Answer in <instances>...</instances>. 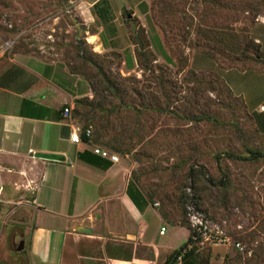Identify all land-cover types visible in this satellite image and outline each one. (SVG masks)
Listing matches in <instances>:
<instances>
[{
	"label": "rangeland",
	"instance_id": "rangeland-1",
	"mask_svg": "<svg viewBox=\"0 0 264 264\" xmlns=\"http://www.w3.org/2000/svg\"><path fill=\"white\" fill-rule=\"evenodd\" d=\"M147 1L141 20L120 13L103 23L78 0H0V48L61 60L87 80L94 90L76 118L101 133L96 143L114 139L127 150L117 153L166 222L187 223L195 201L225 229L228 243L199 244L209 264H245L264 248V156L248 158L249 150L264 153V134L243 101L264 93V65L227 60L219 36L241 47L256 35L264 44V0ZM141 46L147 59L128 69L125 50L136 58ZM162 238L177 248L187 241L181 233Z\"/></svg>",
	"mask_w": 264,
	"mask_h": 264
},
{
	"label": "crops",
	"instance_id": "crops-1",
	"mask_svg": "<svg viewBox=\"0 0 264 264\" xmlns=\"http://www.w3.org/2000/svg\"><path fill=\"white\" fill-rule=\"evenodd\" d=\"M95 3L108 17L101 20L93 11L103 23L115 22L126 9L128 19L139 20L150 10L147 0H78L88 11ZM253 38L264 53L261 39ZM90 93L88 81L63 61L0 48V264H163L178 248L162 237H188L186 227L161 217L120 154L113 162L93 152V138L70 140L73 123L62 118V109L70 105L73 113L75 100ZM243 102L264 133L258 109L264 93ZM83 226L91 232L80 231Z\"/></svg>",
	"mask_w": 264,
	"mask_h": 264
},
{
	"label": "trees",
	"instance_id": "trees-1",
	"mask_svg": "<svg viewBox=\"0 0 264 264\" xmlns=\"http://www.w3.org/2000/svg\"><path fill=\"white\" fill-rule=\"evenodd\" d=\"M93 11L96 13L97 16H99L102 19L108 18V17H106V15L104 13H102V11L105 12V10L104 9L102 10L101 8L99 9L98 5L96 3L93 5ZM123 13L128 14L129 12H125V10H123ZM128 21H129V19H128ZM239 31H242V29ZM213 36L216 37L217 34H213ZM244 37L245 38H243L244 39L243 41L245 44L241 45V47H240L239 44H235L233 42L234 40H232V41L228 40L227 41L222 36H219V40H220V42L222 41L221 44H223L221 46H223V48L225 50H227L226 51L227 52V55H226L227 58L226 59L229 61H243V62L252 61V62L261 63L264 65V53L261 51L259 43H255L252 37H249V38L246 36H244ZM129 39L132 41L131 37H129ZM141 47H142V49H140V50L138 49V51L136 52V58H135L138 66L140 63L139 56H142L143 59H145V60L147 59V53L145 51H141V50H143V46H141ZM206 51H208L207 53H209V52H212L213 49H211V48L207 49L206 48ZM212 53H214V51ZM209 55L212 56V59L214 60V56L211 55L210 53H209ZM123 56H124L123 59H124V63L126 65V67L128 69H132L133 66L135 65V63L132 61V57L130 56V54L127 50H125ZM164 56H166V55L164 54ZM165 58L170 60V58L167 56ZM148 61H151V59H149ZM180 61H181V59H180ZM181 62L183 63V65L185 64L183 61H181ZM97 68H98L97 69L98 71H102L101 67H97ZM70 72L76 73L74 71H70ZM102 80L104 83H107L108 87L114 89L115 94L119 93V88H115L116 83H115V81L111 80L110 76L103 75ZM90 88L92 91L94 90L93 86H91V85H90ZM85 100L87 101L88 97H82V98H78L75 100V106L76 107L72 113L74 117H76V114L78 112V109H77L78 105L82 104ZM122 105H124V104H122ZM98 106L100 107V105H98ZM118 106H121V104H119ZM115 108H118V107L115 104H112L109 107V111H113ZM79 123H81L83 126L89 125L87 123H82L81 121H79ZM257 131L259 132L258 129H257ZM262 134H264V133H262ZM99 136H101V133L92 132V138L94 140L96 139V141H98ZM82 139L87 140V138L85 137L84 134H82ZM104 144L106 146H108L111 151L122 153V154L127 153V150L123 149L117 141H114V139H112L111 143L106 142ZM248 153H249L248 158L252 159V160L264 156V153L262 151L249 150ZM230 156L234 157V155H230ZM235 156H237V155H235ZM246 158L247 157H245L244 159H246ZM146 197L148 200L151 199V195H146ZM190 198L192 199L193 196H191ZM192 201H193V199H192ZM193 204L197 208L195 201H193ZM159 212H160L161 217L166 219V214L163 211L161 212L160 210H159ZM185 222L186 221H180L179 225L186 227L188 229L189 234L187 237V241L180 248L175 249L167 257V259L165 260V262L163 264H171L173 258H175V259H174L172 264H176V263H178V264H209L210 250L208 249V251L204 255L200 254L199 245L196 243V241L192 240V232L190 231L188 223H185ZM245 264H264V248H259V251L254 253V255L251 258H249L248 261L245 262Z\"/></svg>",
	"mask_w": 264,
	"mask_h": 264
},
{
	"label": "built area",
	"instance_id": "built-area-1",
	"mask_svg": "<svg viewBox=\"0 0 264 264\" xmlns=\"http://www.w3.org/2000/svg\"><path fill=\"white\" fill-rule=\"evenodd\" d=\"M100 1V0H96ZM260 111H264V103H262L259 108ZM62 118L67 119L70 121V123H73L72 131L70 133V140L76 143L81 142L82 134L85 135V137L88 139L92 138V127L91 126H83L79 123H77L73 116H72V109L70 105H67L63 107L62 109ZM93 152L100 157L108 158L113 162L119 161V156L117 153L112 152L111 150L94 145ZM191 196L189 195V198ZM154 207H158L159 203L157 201H154L153 203ZM194 205V204H193ZM195 208V205H194ZM192 206L186 207L187 209V223L189 225L190 231L192 232V240L196 241V243L204 244H226L229 241V237L225 231V229L220 224L211 223L206 216V213H204L201 210H194ZM165 231V227H161L159 230L160 234H163ZM235 247H240V242L234 243ZM133 264H140L139 262H134Z\"/></svg>",
	"mask_w": 264,
	"mask_h": 264
},
{
	"label": "water",
	"instance_id": "water-1",
	"mask_svg": "<svg viewBox=\"0 0 264 264\" xmlns=\"http://www.w3.org/2000/svg\"><path fill=\"white\" fill-rule=\"evenodd\" d=\"M39 157L41 158H47V159H51V160H64L65 157L61 154H39ZM91 228L89 227H86V226H83L82 228H80V231L82 232H87V233H90L91 232ZM175 258H173L171 264L173 263Z\"/></svg>",
	"mask_w": 264,
	"mask_h": 264
}]
</instances>
